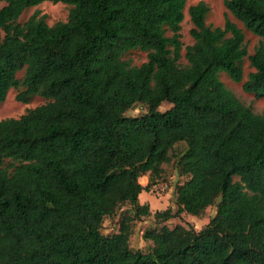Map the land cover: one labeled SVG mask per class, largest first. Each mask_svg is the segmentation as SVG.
I'll use <instances>...</instances> for the list:
<instances>
[{
	"label": "trees",
	"instance_id": "16d2710c",
	"mask_svg": "<svg viewBox=\"0 0 264 264\" xmlns=\"http://www.w3.org/2000/svg\"><path fill=\"white\" fill-rule=\"evenodd\" d=\"M46 1L69 6L67 21L49 26L35 13L18 23ZM186 3L0 0V105L10 89L23 104L47 101L0 120V264H264V113L218 77L264 98V0H223L259 38L252 55L227 15L213 28L204 2L190 6L181 66ZM133 50L147 54L139 66L123 60ZM246 58L253 71L243 82ZM163 103L171 107L161 112ZM137 105L144 115H124ZM178 143L177 209L155 212L159 226L142 234L149 251H134L132 225L151 216L138 196ZM212 206L198 231L165 225ZM120 210L117 231L103 234Z\"/></svg>",
	"mask_w": 264,
	"mask_h": 264
},
{
	"label": "rangeland",
	"instance_id": "374dc122",
	"mask_svg": "<svg viewBox=\"0 0 264 264\" xmlns=\"http://www.w3.org/2000/svg\"><path fill=\"white\" fill-rule=\"evenodd\" d=\"M198 2H204L208 8L209 12L206 15V24L212 26L213 28L222 27L224 24L225 16L234 22L244 33L245 45L247 48L248 55L254 53L255 48L258 46L259 38L247 30H245L240 22L234 19L225 9L223 5V0H187L185 10H184V20L181 24V42L183 44L182 59L179 61L181 66L186 65L184 60V48L193 43L189 31L192 25L189 21L188 8ZM70 7L62 3H51L43 2L38 6L30 7L26 9L20 18L18 19L19 24H23L35 13L39 16H45V21L47 25L52 26L59 22H66L69 15ZM147 54L140 50H133L126 53L123 56V60L130 62L132 65L139 66L146 61ZM241 68L243 70V82L247 79V75L253 71L249 66V62L246 59L241 63ZM23 72L17 73V78H21ZM219 80L225 85V87L230 90L236 98L247 106L254 113L262 114L264 113V98L255 97L252 94L245 93L242 89V83L235 84L225 73H220L218 75ZM18 91L10 89L7 93L5 101L0 105V120L9 118H18L23 115L27 109H33L37 106L45 104L47 101L39 96H34L31 98L28 104L20 103L16 100V95ZM171 105L168 103H163L159 107V111L163 112L169 109ZM146 113V108L141 105H137L132 109L128 110L124 115L126 117H138ZM185 151V144L178 143L170 151L169 155L172 157V162L167 165H162L164 169V174L155 179L152 182V186L149 190H144L138 196V202L140 205H148L151 212V216L148 218H143L140 221L135 222L132 225V233L129 240L130 247L136 251L140 250L142 252H148L150 249V243L145 242L142 239V234L145 230L153 229L159 225L155 223L153 215L155 212L164 211L166 209H171L175 212L177 207L175 204L174 190L178 183H182L185 178L180 177L176 170V160ZM233 181H238L237 177L233 178ZM140 184L146 186L142 179L139 180ZM219 200L216 201V204ZM122 210H125L123 207ZM123 212V211H122ZM121 210L113 218L105 219L102 226L103 234H111L117 231V223L120 218ZM216 212V207H208L201 217H193L187 214H181L178 217L170 219L165 223L169 228H173L176 225H183L185 227H192L194 230L198 231L209 223L210 219L214 217Z\"/></svg>",
	"mask_w": 264,
	"mask_h": 264
},
{
	"label": "crops",
	"instance_id": "0c3cea01",
	"mask_svg": "<svg viewBox=\"0 0 264 264\" xmlns=\"http://www.w3.org/2000/svg\"><path fill=\"white\" fill-rule=\"evenodd\" d=\"M140 179H142L143 181H145L144 183L147 185V183H148V176L146 175V176H143V177H141V178H139V180ZM140 183V182H139ZM142 186H145V185H143V184H141Z\"/></svg>",
	"mask_w": 264,
	"mask_h": 264
}]
</instances>
